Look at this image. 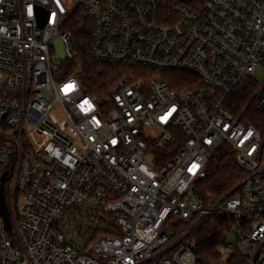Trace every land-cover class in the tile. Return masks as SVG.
Segmentation results:
<instances>
[{
    "label": "built area",
    "instance_id": "built-area-1",
    "mask_svg": "<svg viewBox=\"0 0 264 264\" xmlns=\"http://www.w3.org/2000/svg\"><path fill=\"white\" fill-rule=\"evenodd\" d=\"M79 13L96 62L196 80L175 90L129 74L105 101L89 95L64 71ZM57 39L65 58L53 71ZM258 72L264 0H0V177L7 172L11 226L0 216V264H196L189 238L213 214L235 238L223 264L231 252L264 264ZM222 147L244 176L204 200L199 183Z\"/></svg>",
    "mask_w": 264,
    "mask_h": 264
},
{
    "label": "trees",
    "instance_id": "trees-1",
    "mask_svg": "<svg viewBox=\"0 0 264 264\" xmlns=\"http://www.w3.org/2000/svg\"><path fill=\"white\" fill-rule=\"evenodd\" d=\"M88 18L79 13L70 20L67 30L73 52L72 61L64 66L65 75L73 74L80 82L84 92L100 101H105L119 79L129 74L138 78H161L170 88L185 90L191 87L196 78L190 73L164 72L142 68L135 65H115L99 63L90 54V34ZM250 94H243L241 101L246 103ZM251 113L254 111L251 110ZM251 121L259 128L256 116ZM244 176V170L237 165L233 152L227 147L219 149L209 162V173L198 186L199 194L207 200L220 197L233 188ZM7 201V184L4 185ZM8 202V201H7ZM231 234L230 221L217 214L203 218L190 236V242L196 255V264H223L221 249ZM242 259L236 253H230L226 264H240Z\"/></svg>",
    "mask_w": 264,
    "mask_h": 264
},
{
    "label": "water",
    "instance_id": "water-1",
    "mask_svg": "<svg viewBox=\"0 0 264 264\" xmlns=\"http://www.w3.org/2000/svg\"><path fill=\"white\" fill-rule=\"evenodd\" d=\"M44 15H46V13L43 10L39 11L40 22ZM54 47L56 50H55V55L53 57V61H54L53 71H56L57 65L60 62H62L65 58V52H64L62 42L59 39H57L54 42ZM6 180H7V172H4L2 176L0 177V216L4 219L6 230L10 231L11 226H10V221H9V211H8L7 204L5 201V194H4V187H3Z\"/></svg>",
    "mask_w": 264,
    "mask_h": 264
},
{
    "label": "rangeland",
    "instance_id": "rangeland-1",
    "mask_svg": "<svg viewBox=\"0 0 264 264\" xmlns=\"http://www.w3.org/2000/svg\"><path fill=\"white\" fill-rule=\"evenodd\" d=\"M254 80H255L258 84H261V82L264 81V77H262L261 73L258 72V74H256V75L254 76ZM229 240H230L231 242H234V240H235V238H234V236L232 235V233H231L230 236H229Z\"/></svg>",
    "mask_w": 264,
    "mask_h": 264
}]
</instances>
